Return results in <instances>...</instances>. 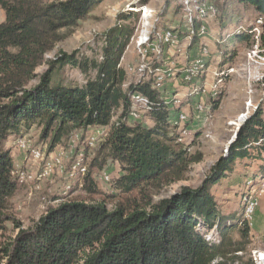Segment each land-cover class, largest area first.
Returning a JSON list of instances; mask_svg holds the SVG:
<instances>
[{
  "label": "trees",
  "instance_id": "1",
  "mask_svg": "<svg viewBox=\"0 0 264 264\" xmlns=\"http://www.w3.org/2000/svg\"><path fill=\"white\" fill-rule=\"evenodd\" d=\"M103 1L0 0L5 14L0 21V231L14 219L13 197L23 185L16 177L11 149L6 147L11 135L18 138L25 135L23 130L39 127V143L52 151L79 132L109 127L90 162L86 152L87 169L84 175L79 173L82 185L78 181L69 191L79 185L90 195L104 198L87 201L61 196L65 200L34 225L20 228L0 243V264H256L248 256L249 220L224 214L212 189L236 171L239 161L248 170L262 159L264 109L258 106L244 121L228 154L220 156L198 187L182 186L161 197L173 184L186 181L192 165L202 162L204 155L191 152L186 139L179 141L178 129L169 122L172 102L154 88L153 77L125 87L127 73L121 61L135 35L137 14H119L121 22L103 34L98 58L80 56L77 50L56 51L84 22L96 18L94 10ZM236 1L252 6L263 18L264 47V0ZM200 26L198 20L192 26L193 43ZM236 37L238 43L251 42L248 31ZM226 50L221 68L233 63L238 54L235 46ZM69 64L86 75L84 84L60 78ZM44 65L46 70L39 73ZM35 79L38 82L32 85ZM136 92L149 99V125L128 124ZM210 102L216 111L220 99ZM110 164L119 166L120 175L113 180L112 191L104 194L93 173ZM256 168L249 169L253 182L264 179L263 168L258 169L260 164Z\"/></svg>",
  "mask_w": 264,
  "mask_h": 264
},
{
  "label": "rangeland",
  "instance_id": "2",
  "mask_svg": "<svg viewBox=\"0 0 264 264\" xmlns=\"http://www.w3.org/2000/svg\"><path fill=\"white\" fill-rule=\"evenodd\" d=\"M182 1L105 0L94 10L96 18L84 22L72 36L60 43L56 49V51L63 50L68 53L77 50L80 56L98 58L104 45L103 34L108 28L114 26L117 22H121L119 21V14L136 13L138 17L136 32L121 61V65L127 73L126 87L127 84L137 82L142 76V58L138 49H136L135 39L138 37L144 21L147 23V30L151 36L154 33L156 35L171 29L176 30L173 28L178 24L176 23L177 21L187 25L189 27L188 38L186 37V40L183 41L186 44L188 42V47H191L194 36L191 34L193 27L189 23L192 21L190 14L198 16L197 11L202 4L210 3L218 9L216 17L213 16L205 20V25L207 26L205 37L213 29L216 38L215 45L219 51V57L215 61L220 59L219 62L213 63L212 69L206 63V70L203 71L204 79L201 77L202 80L200 81L201 86L205 85L207 90L202 95V101L204 102L202 104H207L209 111L203 110L199 112L196 115L197 119L194 124V120H191L193 124L191 129L194 137L186 139L187 141L185 142L190 147L189 150L191 152H202L204 159L202 162L192 165L186 181L173 184L164 191L161 197L177 192L182 186L198 187L220 156L228 154L230 143L236 137L235 135L244 121L258 106L264 109V47L261 45L263 22L259 23L260 20L263 21V18L252 6L238 3L236 0H229L228 2L227 0H196L192 4L189 0L187 4H183ZM167 3L170 4L169 7L166 6ZM223 5L224 7H222ZM178 8L179 11H177ZM143 9L148 15L145 20L143 19ZM225 11L228 13L226 14ZM4 18V11L0 8V21L4 20ZM212 22L217 25L211 26ZM241 28L244 30L243 32H249L251 42L238 43L236 35L240 34L238 32ZM252 28L255 29L250 32ZM177 34L179 36L178 43L181 45L183 44L182 38L179 32ZM199 39L201 38L197 40ZM234 46L238 48V54L234 62L221 68L223 53H228L229 51L226 49L231 50ZM203 47L208 49L207 54L203 53ZM55 52L50 53L51 56ZM210 52L209 46L203 45V40L196 42L189 49V53L192 56L191 66L198 59L209 60L211 57ZM153 63L151 61L152 65L155 64ZM173 65L175 66V63ZM191 66L188 70L191 69ZM44 70H46V65L40 67L38 72L42 73ZM59 76L66 83L84 84L86 81V75L71 64L67 65ZM92 76H94V73H92ZM218 76L219 79H222L221 82L218 81ZM37 82L38 79H35L32 85ZM186 84L187 88L191 89L190 85ZM167 85L165 81L160 85V88L156 89L160 91ZM215 85H218V94L213 96L210 90ZM211 98L213 100L220 99V106L216 111L211 109ZM178 115L179 112L174 110L170 121L172 123L175 122ZM116 120L117 117L113 119V121ZM137 122L138 120L128 118L129 125L134 126ZM40 132L41 128L33 127L28 132L23 130L22 134L25 135L19 137L25 138L28 143L41 148L44 156L43 161L33 160L29 153L20 149L17 145L19 137L16 138L15 135H11L6 141V147L11 149L16 168L20 171H25V173L20 183L23 185L19 186L17 193L13 197L11 216L14 219L6 222L4 228L0 231V243L14 236L20 228L34 225L38 218L45 214L48 209L57 206L65 200L61 196H70L68 199L79 198L87 201L102 200L104 198V195L101 194L90 195L79 185L73 192L69 191L78 181L82 185L83 177L78 172L82 167L87 169V164L85 163L86 155L83 154L87 152L89 154L88 162L92 160L101 142L104 141L105 136L108 134L109 127L93 128L85 133L79 132L77 133L78 137L75 136L72 140L70 138L68 144H66L67 142L61 143L52 151L48 149L45 143H39ZM57 160L61 161L63 169L54 166L53 171L39 178L38 175L44 174L47 165H54ZM78 160L81 161L78 167L79 170L74 172V166L78 163ZM242 164L239 161L236 171L225 178L222 183L216 184L212 191L219 209L224 214H233L235 217L240 218L239 221L249 220L253 230L251 231L252 244L249 246L248 256H253L256 264H264V212L257 213V208L260 206H263L264 209V179L258 178L253 182V178L250 176L252 174L251 170L254 167L257 170L258 164H260L258 169L260 170L262 167V173L264 174V155L262 159L255 161L253 168H249L251 170L245 169ZM246 172L249 173L246 174ZM104 173H110L112 178L110 182L100 178ZM93 175L98 183L97 188L107 194L112 191V182L120 175V168L117 164H110L106 169H95ZM29 176H32V179ZM55 197L60 199L55 200ZM251 202H255L252 211L250 209ZM111 206L112 204H109V207ZM233 236L238 239V231H235ZM208 237L212 238L211 232H209Z\"/></svg>",
  "mask_w": 264,
  "mask_h": 264
},
{
  "label": "bare ground",
  "instance_id": "3",
  "mask_svg": "<svg viewBox=\"0 0 264 264\" xmlns=\"http://www.w3.org/2000/svg\"><path fill=\"white\" fill-rule=\"evenodd\" d=\"M203 11H204V14H202ZM197 12H198V18L200 19V22H201V26L199 28V36H203L207 33V26L205 25V20H207L210 16H217L218 15L217 14L218 9L215 8V6L212 4H202L198 8ZM143 13H144L143 19L145 20L148 15L146 14V11L144 9H143ZM261 22H263V21L260 20L259 23H261ZM259 26H260V24H259ZM259 28H261V27H259ZM201 29H203V34H202ZM254 29L255 28H252L250 30V32H252ZM241 31L243 32L244 30L241 28V29H239L238 33H241ZM258 31H259V29H258ZM173 38L176 40H173ZM178 38H179V36H178L177 32H175L173 30H169V31L165 32V34L163 35L162 42L159 43L158 41H155L152 38L151 34L148 32L147 23L145 21L143 22V26L141 28V31L139 32L138 37L135 39V44H136L138 52L140 53L141 58H142V63H141L142 76H141V79L149 80L151 78L150 76H154L153 77L154 78V82H153L154 88H160V85H162V83L165 82L167 77L175 74L174 71L171 70V68L164 69V68H160L159 66L158 67L155 66V64H154L156 61V53L155 52L162 53L164 46H166V45H171V46L177 45ZM258 39H259V37H258ZM151 55L154 57L151 58ZM151 61L154 62L153 63L154 65L151 64ZM204 70H206V63L201 62V61H196V63L192 64L191 69L188 70V72L185 74L184 79L192 84V88H191L192 94H198V93L203 91V89L196 87V85L193 84V81H194L195 76L203 73ZM194 72H197L196 75L194 76V78L189 79V75L191 73H194ZM218 79H219V76H218ZM221 80L222 79H219L218 81L221 82ZM212 89H213V96H216L218 94V92H217L218 91V85L213 86ZM169 102H172L173 106H174V104L177 106H178V104H181V100H177V99L173 100V101H169ZM139 106L142 107V110L144 111L145 116H148L149 99L145 95L136 92V93L132 94V97H131V107H130L128 118H132L134 120L141 121V123L147 125V123L144 122L145 117H141V108ZM200 109H203L202 105L200 106ZM186 115L187 114L184 113L183 111L179 112L177 120L175 122H173V124L176 126V128L178 129V131L180 133V139L181 140H184L185 138L193 135L192 130L188 125V121H182V123H185V125L182 127L177 126L181 120L186 119ZM182 123H181V125H182ZM75 136L78 137V134L73 135L71 137V140ZM20 141H22V145H21ZM17 145L20 149L24 150L27 153H28V148H31L32 153H29V155L33 160H35V161H43L44 160V156H43L41 148L34 146L31 143H28L27 139H25V138L18 139ZM79 163H81L80 160H78V163H76V165L74 166V172L76 170H79L78 169ZM54 166H57L58 168L63 169V167L61 166V161L57 160L54 165L48 164L45 170H47V172H51V171H53ZM85 172H86V168L82 167L80 169V171L78 172V174L80 173V174L84 175ZM24 173H25V171H20L18 168H16V177L18 178V181L20 183L22 181ZM38 176H39V178H42L43 176H45V172L43 175L39 174ZM29 177H30V179H32V176H29ZM100 178L102 180H105L106 182L111 181L110 173H104L102 176H100ZM251 203L252 204L250 205V209L252 211V209L254 208L255 202H251Z\"/></svg>",
  "mask_w": 264,
  "mask_h": 264
},
{
  "label": "crops",
  "instance_id": "4",
  "mask_svg": "<svg viewBox=\"0 0 264 264\" xmlns=\"http://www.w3.org/2000/svg\"><path fill=\"white\" fill-rule=\"evenodd\" d=\"M187 1L188 0H183L182 3L187 4L190 1V3L192 4V3H195L196 0H189L188 2ZM228 1L229 0H227V2ZM207 3H209V2H207ZM190 12H192V11L190 10ZM225 13L227 14L228 12L225 11ZM190 17H192V21L189 22L190 24H192L190 26H193L194 22L197 20L200 22V19L198 18V16H193L192 14H190ZM210 17H213V16H210ZM176 23H178V24L173 29H176L180 33V37L182 38V41L186 40V37L188 38L189 27L187 25L180 23L179 21H177ZM214 25H217V24L212 22L211 26H214ZM164 34H165V32H163L162 34L158 33L156 35L154 33V34H152V38L155 41H158L159 43H161L163 40ZM205 35H203L204 37L199 36V38H201V39L197 40L196 42H200L203 40V45L209 46V48L211 50V52H210L211 57L209 58V60L204 61V59H198L197 61L208 63V65H209L208 67L210 69H212L213 63L220 61V59H219V61H215V59L219 57V54H218L219 51L217 50V46L215 45L216 44V40H215L216 38L214 36L213 29H211V33L209 35H207L206 37H205ZM195 43L191 44L192 45L191 47H188L189 43L187 42V44H186V42H184V41H183V44H181V45H180V43H178V45H175V46H171V45L164 46L163 52L159 55L158 61H155L156 62L155 66H159L160 68H164V69H168V68L172 69L173 68L172 70L175 73L172 76H169L166 78L165 81L167 82L168 85L160 90L161 97L166 101H173L176 99L181 100V104H178V106L175 104L173 106V104L170 103L169 122H171L170 121L172 118L171 114L173 113L174 110H176L177 112L183 111L184 113L188 114V116H189L188 125L190 128L195 123V120L197 119L196 115H198L199 112H201L203 110H206L207 112L209 111L208 105L202 104V103H204L202 101L203 100L202 95L207 92L205 85L201 86V83H200V81L202 80L201 77H203L204 74L201 73V74L195 76L194 81H193V84L196 85V87L203 89V91L198 93V94H192L191 93V89L187 88L186 83H188L191 88H192V84L184 79L185 74L188 72V68L191 66V59H192L191 57L192 56L189 53V49L192 48L195 45ZM175 47H177V49H175ZM203 50H205V54L208 53V49L206 47H203ZM135 53H137V52L135 51ZM152 57H154V56L151 55V58ZM210 62H211V64H210ZM173 63H175V66L173 65ZM140 80H142V79L139 78L138 81H140ZM210 92L213 95V89L212 88H211ZM187 95H189L190 97ZM201 105L203 106V109H200ZM197 106H198V109H197ZM147 120H150L149 116H145V118H144V122H146L147 125H149L150 123H148ZM191 120H194L193 124L191 123ZM138 123H141V121H138ZM184 125H185V123H182L181 127ZM190 137L193 138L194 133ZM185 139L188 140V137ZM262 212H264L263 206H260L259 208H257V213H262ZM252 230L253 229H251V231Z\"/></svg>",
  "mask_w": 264,
  "mask_h": 264
},
{
  "label": "built area",
  "instance_id": "5",
  "mask_svg": "<svg viewBox=\"0 0 264 264\" xmlns=\"http://www.w3.org/2000/svg\"><path fill=\"white\" fill-rule=\"evenodd\" d=\"M202 14H204V11L202 12ZM202 30V34H203V29H201ZM173 40H176V39H174L173 38ZM156 53V60H158V58H159V55L161 54V53H158V52H155ZM203 53H205V50H203ZM173 69V68H172ZM171 69V70H172ZM196 73L197 72H194V73H191L190 75H189V79H193L194 78V76L196 75ZM154 77V76H153ZM140 107V106H139ZM141 108V117H145V114H144V111L142 110V107H140ZM197 109H198V106H197ZM189 120V116H188V114L186 115V119H184V120H181L179 123H178V125L177 126H181V123H182V121H188ZM148 121V123H151V120H147ZM190 138H192V137H188V139H190ZM180 142H181V139L179 140ZM20 143H21V145H22V141H20ZM28 153H32L31 152V148H28ZM43 153V152H42ZM83 155H86V154H83ZM71 168H73L72 166H71ZM44 172H45V175H47L48 174V172H47V170H44ZM68 178H70V177H68Z\"/></svg>",
  "mask_w": 264,
  "mask_h": 264
},
{
  "label": "water",
  "instance_id": "6",
  "mask_svg": "<svg viewBox=\"0 0 264 264\" xmlns=\"http://www.w3.org/2000/svg\"><path fill=\"white\" fill-rule=\"evenodd\" d=\"M236 136V135H235ZM231 144V143H230Z\"/></svg>",
  "mask_w": 264,
  "mask_h": 264
}]
</instances>
